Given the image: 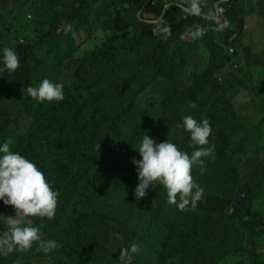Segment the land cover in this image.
I'll use <instances>...</instances> for the list:
<instances>
[{
    "label": "rangeland",
    "instance_id": "rangeland-1",
    "mask_svg": "<svg viewBox=\"0 0 264 264\" xmlns=\"http://www.w3.org/2000/svg\"><path fill=\"white\" fill-rule=\"evenodd\" d=\"M177 1L186 3V0H148L147 7L137 15L130 11L129 0H90V10L85 15L81 27H76L77 23L64 22L59 26L54 40L46 45H38L42 31L49 30L51 18L65 12L70 5L68 0L60 4H50L44 0H0V48H13L17 44L36 46L37 59L45 69L47 78L62 83L63 91L70 93L79 92L85 86L100 85L105 81L100 78V66L94 62L81 61L85 51L101 48L112 52L119 69V76L115 78L128 83L126 87L131 98L127 108L130 107V113L123 115V119L119 120L117 114L121 111L120 102L115 99L106 100L101 103L102 116L97 122V127L100 134H122L134 137L137 142L145 134L157 143L167 138L170 141L178 138L179 130H165L154 124L155 118L163 111H172V105L178 106L179 110L183 109L187 115L195 118L200 116L206 110V107H203L211 104L208 100L213 95L212 83L215 80L219 90L214 93V101L217 104L229 101L232 105L229 108L236 110L248 132L244 134L233 130L230 139L226 141L224 133L214 131L212 137H208L209 143L214 145L213 142H220L223 145L225 141L229 143V147L223 150L214 147L210 156L202 157L205 169L203 172L217 176L218 170L226 173L228 166L241 169L256 156L263 160L264 0H199L202 12L211 11L215 16L210 19L213 22L210 30L199 22L205 32L196 40L191 38V33L196 29L192 26L195 22L192 16L186 14L174 23L169 18L171 14L157 15L159 5L170 6L172 2ZM227 2H231L230 7L224 8L223 5ZM134 10H137V6ZM248 11L251 13L247 14ZM161 17L163 24L171 28L167 39L152 35L145 42H140L137 38L140 20H146L147 25L157 24ZM247 19L249 25L256 28L261 26L263 29V43L259 46L247 47L254 37L260 39L252 29L244 31ZM231 32L235 34L227 39ZM153 36L159 37L160 45L164 41L170 43L174 54L165 72H161L153 81L143 83L151 78L143 52L146 47L152 46ZM211 43L222 47V57L227 56L229 62L206 81L203 76L211 66V51L208 47ZM19 60L20 66L15 72L0 73V95L4 91H11L12 88L26 89L29 83H37L31 78L25 60ZM239 74L242 76H236ZM169 78L175 82L170 84ZM131 83H134V86L129 85ZM180 84L183 87L173 88L174 85ZM193 104L195 107H191ZM112 110L116 111L115 116L112 115ZM13 115L14 110L0 99V124ZM36 125L37 118L27 116H21L10 125V135L5 141L10 149L29 158L35 144L31 131ZM36 134L41 135L40 132ZM242 134L247 136L243 140L239 137ZM191 145V151L198 147L192 143ZM131 173L136 174V170H128V174ZM200 173L199 167H194V179ZM123 177L125 174L122 170L113 169L110 181L97 205L86 213L75 214L77 217L74 221L93 235L97 245L111 255L107 261L99 264H118L120 249L127 248L132 243L138 245L132 264H184L186 261L178 255H170L168 243L164 244L172 223L159 221L157 228L151 227V216L146 214L142 206L132 203L127 197L130 193L127 191L129 187L120 183ZM254 177L251 186L245 187L243 196L232 207L234 216L241 223L244 236L242 253L221 264H238L245 252L250 256V260L257 257L258 252L264 255V163L255 171ZM166 205L171 213L178 210L174 204L167 202ZM227 208L229 205L226 201L211 196L202 198L191 211L201 214ZM14 215V207L0 201V233L7 231V224L4 222L6 216ZM17 219L21 224L39 227L43 239L56 240L58 248H61L60 241L53 236L58 237L62 233L63 238L67 239L63 231L55 226L51 227L50 220L35 224V217L25 218L20 214H17ZM173 219L171 215L169 220ZM243 222L252 225L245 226ZM72 241L73 239L69 240L70 243ZM205 241L208 244L209 241ZM8 247L12 250L7 251ZM0 248L7 252L4 259L7 256L11 258L6 259V264H74L65 256L70 254L69 249L66 254L55 249L45 255L36 250L34 243L31 249L18 251L16 245L10 241L5 243L3 238H0Z\"/></svg>",
    "mask_w": 264,
    "mask_h": 264
},
{
    "label": "trees",
    "instance_id": "trees-1",
    "mask_svg": "<svg viewBox=\"0 0 264 264\" xmlns=\"http://www.w3.org/2000/svg\"><path fill=\"white\" fill-rule=\"evenodd\" d=\"M44 1L50 4H60L66 0ZM129 1L131 2L130 11L137 15L147 7L148 3V0ZM68 2L70 5L68 4L63 14L51 18L49 30L42 31L38 45H46L54 40L59 26L64 22L77 23L76 27L83 25L84 17L90 10V0H68ZM230 3L227 2L223 7H230ZM178 4L185 3L177 1L172 2L170 6L159 5L157 15L171 14L169 18L174 23L178 22L186 15L177 7ZM191 18L195 21L192 26L196 28L200 27L199 22L202 26H208V30L213 25L210 19L205 20L201 16ZM155 28L157 24L147 25L146 20H140L137 34L139 41L145 42L150 38ZM234 34L231 32L227 39L233 37ZM158 39L159 37L153 36L152 46L146 47V51L143 52L144 58H147L145 63L148 66L149 76H151L143 83L156 79L161 72L169 68L171 63L174 49L166 41L160 45ZM208 47L211 51V66L208 73L203 76L206 81H209L210 76H214L218 70L226 67L229 62L227 56L222 57L221 46L211 43ZM13 48L19 59L25 60L33 80L38 83L41 79L47 78L45 69L37 59L36 46L17 44ZM114 60V54L106 49L96 48L85 51L81 61L94 62L100 66V78L105 80L104 83L94 87L85 86L75 93L64 92V99L59 102H38L27 95L25 88H12L11 91H4L0 95L1 101L14 110V115L0 124V143L6 141L10 135L9 126L18 121L21 116L37 118V125L31 131L35 144L29 158L45 172L52 186L59 192L53 218L35 217V224L50 220L51 227L55 226L64 232L67 239L63 238L62 233L58 237H53L60 241L61 248L57 250L62 254H66L67 249L70 250V254L65 256L72 263L99 264L107 261L111 255L104 252L97 245L94 236L74 220L77 217L76 212L86 213L97 205L110 181L112 170H122L125 177L120 183L129 187L127 191L130 193L127 197L132 203L142 206L146 214L151 216V227L157 228L159 221L172 223L170 234L164 243H168L171 248L167 247L170 255H178L186 261L183 262L184 264H221L241 255L244 236L240 227L241 223L234 216L232 207L243 196L245 187L251 186L252 180L256 177H254L255 171L262 167L264 159L256 156L257 158L250 159L241 169L228 166L226 173L218 170L217 176L205 172L196 176V182L204 189L202 198L214 196L226 201L229 208L223 211H206L199 214L197 211L177 210L171 213L166 208V190L159 184L156 188L147 190L145 197L136 200L134 188L138 183L137 172L128 174V170H136L132 160L140 159L135 149L138 145L137 140L134 137L114 135L110 132L100 134V129L97 127V122L102 116L103 105L101 103L106 100L115 99L120 102V113L117 114L112 110V115L117 114L119 120L123 119V115L130 113V107L127 108L131 98L126 87L128 83L115 78L119 76V69ZM168 82L172 84L175 80L169 78ZM129 85L134 86V83ZM176 87H183V85H174L173 88ZM212 89L211 95L212 93L213 95L208 100L211 104L204 106L203 108L206 107L205 112L196 119L209 121L212 128L210 137L214 131L218 130L225 134L226 141L230 139L233 130L247 134L248 130L236 110L229 108L232 106L231 103L223 101L217 104L214 101V93L219 90V85L215 80L212 83ZM171 108L172 111H163L161 115H158L154 124L165 130H179V137L172 139L171 142L175 143L180 150L191 154L192 145L189 134L182 127L177 128L178 124L182 125V118L187 113L183 109L179 110L176 105H172ZM37 132L41 135L38 136ZM239 137L243 140L247 136L242 134ZM235 141L236 139L234 144ZM213 144L217 150L229 147V143L225 141L223 145L220 142H213ZM171 215H173V221L169 220ZM243 224L252 225L248 222H243ZM70 239H73L71 243ZM205 240L209 241L208 244ZM196 249L199 251L196 252ZM6 254V251L0 254V264H6V259H11L8 256L4 259ZM257 255V257H251L253 260H250V256L245 252L238 264H264V255L260 252Z\"/></svg>",
    "mask_w": 264,
    "mask_h": 264
},
{
    "label": "clouds",
    "instance_id": "clouds-1",
    "mask_svg": "<svg viewBox=\"0 0 264 264\" xmlns=\"http://www.w3.org/2000/svg\"><path fill=\"white\" fill-rule=\"evenodd\" d=\"M183 13L190 16H201L203 19L214 18L211 11L202 12L199 0H186L185 4H178ZM227 22H225L226 24ZM163 18L157 22L153 35H160L167 39L171 28L163 24ZM224 25H221L223 27ZM205 28L197 27L191 33L193 40L204 35ZM20 66L16 50L11 47L0 48V73L15 72ZM64 85L53 82L48 78L41 79L37 84L29 83L26 93L38 102H59L64 99ZM24 94V92H23ZM195 107V104L191 105ZM182 127L189 134V139L196 147L191 154L182 151L168 138L163 142H155L147 134L143 135L135 148L140 159H133L136 166L138 183L134 188L136 200L145 197L147 190L156 188L157 184L163 186L167 193V202L174 204L178 210L191 211L201 201L204 189L196 182L192 172L194 167H199L203 173L204 160L214 150V145L209 143L208 137L212 128L207 119H196L192 115L182 118ZM99 147V145H98ZM59 192L52 186L45 172L30 158L12 151L7 142L0 143V201L11 205L15 209L14 216H6L4 222L7 231L0 233L4 242L10 241L17 246V250H29L36 244V250L47 255L59 247L54 239H43L40 228L33 225L21 224L17 214L23 217H41L51 219L55 215ZM11 251V247L6 249ZM5 249L0 248V254ZM138 251L136 243L127 248H121L118 264H132L133 256Z\"/></svg>",
    "mask_w": 264,
    "mask_h": 264
},
{
    "label": "crops",
    "instance_id": "crops-1",
    "mask_svg": "<svg viewBox=\"0 0 264 264\" xmlns=\"http://www.w3.org/2000/svg\"><path fill=\"white\" fill-rule=\"evenodd\" d=\"M245 12H246V10H245ZM248 13H251V11L250 12L248 11L247 14ZM248 16H250V14ZM245 26H246V29L244 28V31H246V30L249 31L250 29H252L253 31L256 32V35L260 38V39H257V37H254L253 41L247 47L251 48V47H253L255 45H258V46L261 45L263 43V40H262L263 35H261V30L263 31L262 27L259 26L258 28H256L253 25H249V20L248 19L246 20Z\"/></svg>",
    "mask_w": 264,
    "mask_h": 264
},
{
    "label": "built area",
    "instance_id": "built-area-1",
    "mask_svg": "<svg viewBox=\"0 0 264 264\" xmlns=\"http://www.w3.org/2000/svg\"><path fill=\"white\" fill-rule=\"evenodd\" d=\"M219 9V8H218Z\"/></svg>",
    "mask_w": 264,
    "mask_h": 264
}]
</instances>
